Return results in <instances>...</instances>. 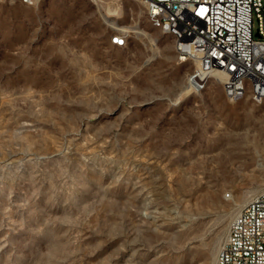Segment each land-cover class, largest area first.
Returning <instances> with one entry per match:
<instances>
[{
    "label": "rangeland",
    "instance_id": "1",
    "mask_svg": "<svg viewBox=\"0 0 264 264\" xmlns=\"http://www.w3.org/2000/svg\"><path fill=\"white\" fill-rule=\"evenodd\" d=\"M195 67L143 0H0V264H213L264 187V101Z\"/></svg>",
    "mask_w": 264,
    "mask_h": 264
},
{
    "label": "built area",
    "instance_id": "2",
    "mask_svg": "<svg viewBox=\"0 0 264 264\" xmlns=\"http://www.w3.org/2000/svg\"><path fill=\"white\" fill-rule=\"evenodd\" d=\"M143 1L148 20L178 34L179 63L198 60L199 78L187 73L193 92L202 78L216 76L228 100L264 101V0ZM128 35L114 36L115 44L125 46ZM213 264H264V187L239 207Z\"/></svg>",
    "mask_w": 264,
    "mask_h": 264
},
{
    "label": "bare ground",
    "instance_id": "3",
    "mask_svg": "<svg viewBox=\"0 0 264 264\" xmlns=\"http://www.w3.org/2000/svg\"><path fill=\"white\" fill-rule=\"evenodd\" d=\"M20 1H22L25 4H29L28 0H20ZM152 23L154 24V21H152ZM154 26L156 28H158L159 30H161L162 33L168 34V35H171L172 36L173 41H174L175 50L177 52V49H178V34L175 33L174 30H165V32H164V22L163 21H156ZM133 31L134 32H137V33H144L141 29H134ZM116 36H120V32L117 33ZM127 41H128V36H126V43H127ZM113 43H115V37H113ZM188 60L195 61L197 63V67H195L191 71V77L192 78H199V76H200V69H199L198 60H196V57H185L184 60H182V61H188ZM211 77H214L217 80L221 81V78H218L216 76H207V77H204V78H202V81L201 82L197 83V92H201V91L205 90L208 87L209 82L212 79ZM223 89H224V93H225V83H223Z\"/></svg>",
    "mask_w": 264,
    "mask_h": 264
},
{
    "label": "crops",
    "instance_id": "4",
    "mask_svg": "<svg viewBox=\"0 0 264 264\" xmlns=\"http://www.w3.org/2000/svg\"><path fill=\"white\" fill-rule=\"evenodd\" d=\"M225 94V93H224Z\"/></svg>",
    "mask_w": 264,
    "mask_h": 264
}]
</instances>
